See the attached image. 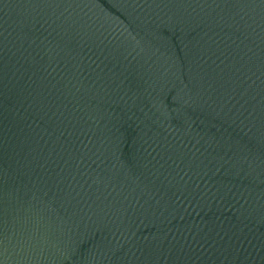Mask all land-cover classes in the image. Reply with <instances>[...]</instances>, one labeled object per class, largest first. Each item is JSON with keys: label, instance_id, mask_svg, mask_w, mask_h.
Masks as SVG:
<instances>
[{"label": "water", "instance_id": "water-1", "mask_svg": "<svg viewBox=\"0 0 264 264\" xmlns=\"http://www.w3.org/2000/svg\"><path fill=\"white\" fill-rule=\"evenodd\" d=\"M0 264H264V0H0Z\"/></svg>", "mask_w": 264, "mask_h": 264}]
</instances>
